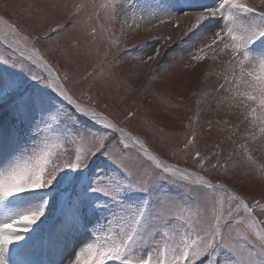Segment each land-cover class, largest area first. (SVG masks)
Wrapping results in <instances>:
<instances>
[{
	"label": "snow or ice",
	"instance_id": "6c2138e0",
	"mask_svg": "<svg viewBox=\"0 0 264 264\" xmlns=\"http://www.w3.org/2000/svg\"><path fill=\"white\" fill-rule=\"evenodd\" d=\"M141 3L171 12L165 0ZM259 5L215 0L182 12L189 32L205 33L192 59L225 65L219 89L250 129L243 142L232 140L233 153L252 166L250 145L264 137V0ZM0 24L13 53L0 61L8 66L0 71V264H55L56 256L65 264V248L82 234L95 242L67 264H264L259 201L206 178L198 149V172L170 163L61 83L36 43L66 25L30 37L2 18ZM160 55L156 49L147 59ZM257 120L259 133L251 130ZM194 143L189 139L185 152ZM97 157L114 171L97 167L93 174Z\"/></svg>",
	"mask_w": 264,
	"mask_h": 264
},
{
	"label": "rangeland",
	"instance_id": "374dc122",
	"mask_svg": "<svg viewBox=\"0 0 264 264\" xmlns=\"http://www.w3.org/2000/svg\"><path fill=\"white\" fill-rule=\"evenodd\" d=\"M178 1L180 4L187 2ZM247 2L260 6L259 0ZM130 3L132 0H0V18L14 25L21 36L30 37L43 36L57 25H66L63 31L51 33L50 39L36 43V48L58 73L61 83L66 82L67 88L81 100L87 102L91 98L98 111L146 141L150 149L162 154L170 163L178 162L179 166L198 172V161L194 162L195 152L192 151L198 149L208 169L205 177L214 184L230 187L248 201H259L254 215L264 220V137L250 145L251 155L257 162L255 166L240 153H233L232 140L243 142L240 137L250 129L249 123L239 115L240 110L230 106L226 99L229 94L219 89L224 83L225 65L210 59L194 61L192 57L197 52L193 55L189 52L183 59L181 73L174 67L164 69V62L148 60L142 50L153 40L142 32L138 15L146 6L136 0V7L129 8ZM165 3L170 6L177 0H165ZM208 4L200 3L199 6ZM208 6L214 4L211 2ZM192 7L198 6L192 4ZM142 10L150 16L157 14L154 9ZM129 20L132 23L129 24ZM173 27H179L180 33H177V40H167L170 45L182 42L189 34V22L179 20ZM132 28L141 29V34L129 33ZM0 29L6 30V26L0 24ZM12 55V50L0 42V61ZM7 67L0 64V71ZM114 69L119 71L123 82H109L113 80ZM33 71L39 74L43 70L33 68ZM183 73L186 79L179 86L173 79L168 80L171 74L181 76ZM125 77L130 83L127 86ZM126 87L134 89V93L120 94V89ZM81 120L89 123L86 118L81 117ZM256 123L257 127L251 130L259 133V121ZM192 138L195 143L189 147V155L184 145ZM113 143L115 145V141ZM217 162L220 166L212 168ZM97 167L114 171L102 157L94 160L93 174ZM105 234L99 233L102 237ZM93 242L85 234L70 240L63 252L65 264L67 257L74 259L76 251ZM55 264H61L60 256L55 257Z\"/></svg>",
	"mask_w": 264,
	"mask_h": 264
},
{
	"label": "bare ground",
	"instance_id": "6f19581e",
	"mask_svg": "<svg viewBox=\"0 0 264 264\" xmlns=\"http://www.w3.org/2000/svg\"><path fill=\"white\" fill-rule=\"evenodd\" d=\"M202 1H192V0H190V1H187L185 4L184 3L183 4H180L181 1H178L177 0V3H172V4H170V6L167 5L168 10L171 11L170 13L169 12H163V11H157V14L156 15H152V16L147 15L144 12V10H142L143 8L141 9V12L139 10L138 15L141 16L142 32L144 33V35L146 37H151V40H153L152 42L150 41L151 43L147 44L143 48L142 54H144L145 57L146 56H149V55H154L156 49H160L161 55L156 58V60H158L157 62L158 63L164 62L163 63V64H165L164 69L166 68V70L167 69H172L174 67V69L177 68L179 70L177 73H181V69H182V65H183L182 64L183 63V59L186 58V56H188V53L189 52H191L192 55H193V54H195L198 51V49L202 46L201 45V38L205 35V33L199 32V30H198V33L197 34L196 33H192V32L190 33L189 32V34H187V36H185L183 38L182 42H178L175 45H170L169 44L170 42H167V40L168 39L169 40L171 39V41H175L176 36L178 35L177 33L180 31V28L179 27H177V28H174L173 27V24L174 23H172V22H175L174 20H176V21H179L180 20V21H182L184 23L188 22V17H185L182 12L183 11H188L190 8H194V7H192V4H193V6L194 5H197L199 7V5H200L199 3H201ZM178 2H179V4H178ZM205 2H207V1H205ZM187 4H189V6H187ZM173 13L176 14L175 17H174V20L170 21L169 23H164V24L163 23H160V19L162 17L163 18H165V17L168 18ZM138 15L136 14L135 15V18H138L137 17ZM89 23H90V21H89ZM130 23H132L131 20H129V24ZM128 32L129 33L131 32L133 34H141V29L136 30V29L132 28ZM180 36H181V34H180ZM12 38L13 37H11L9 35V39H12ZM0 40H1V43L2 44H4L5 46H7V44L5 42H3V39L2 38H0ZM102 46H103V44H102ZM193 51H194V53H193ZM108 54H109V52H108ZM161 56H162V59L160 58ZM154 66H155V64H154ZM111 67H110V69L112 70ZM113 71H114L113 72L114 73L113 80L111 79V80H109V82H113L114 83L116 80L123 82L122 77L119 75V71L118 72L117 71L115 72V69ZM160 78H162V77H160ZM168 78H169L168 80H172L173 79L174 80V84L177 83L176 86H179L180 82L182 80L186 79V74L183 73V75H181V76H179L178 74H176L175 76H172V74H171V75H169ZM187 79H188V77H187ZM124 82H125V85L126 84L127 85L130 84L129 83V79H127V77L124 78ZM186 84H188V83H186ZM137 88H139V87H137ZM112 91L114 92V89ZM126 92L128 94H132V93H134V89H131V88H127L126 87V88L120 89V92L119 93L120 94H123L124 96H128L126 94ZM227 188L230 191H232L233 193H235L232 189H230V187H227Z\"/></svg>",
	"mask_w": 264,
	"mask_h": 264
}]
</instances>
